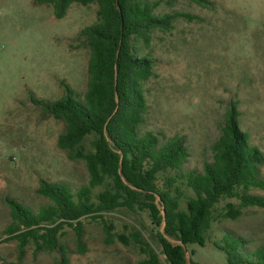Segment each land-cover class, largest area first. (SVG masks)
Wrapping results in <instances>:
<instances>
[{
	"label": "rangeland",
	"instance_id": "374dc122",
	"mask_svg": "<svg viewBox=\"0 0 264 264\" xmlns=\"http://www.w3.org/2000/svg\"><path fill=\"white\" fill-rule=\"evenodd\" d=\"M34 1L0 0V264H58L61 256L59 250L36 252L29 244L20 260L18 241L2 242L12 223L7 199L38 212L50 204L38 193L41 180L67 184L74 194L89 182L86 164L70 160L58 147L64 122L43 115L30 93L56 101L68 96L67 84L74 96L84 98L89 49L77 36L98 22V6L74 4L59 20L52 8ZM210 1L214 6L163 0L156 14L179 12L197 18H178L169 32L155 30L139 54L149 55L154 63L153 76L144 86V130L162 141L185 137L189 158L184 172L201 171L212 161V146L232 104L238 107L241 128L251 144L264 152V0ZM251 193L264 196L263 190ZM104 217L117 234L129 235L136 225L126 210ZM143 222L151 230L146 215ZM83 223L85 252L78 250L74 228L66 226L60 239L70 264H138L146 258L134 245L108 244L101 222L86 218ZM226 233L247 241L244 252L254 251L264 243V209H243L237 220L216 222L210 244L194 247V262L227 264L212 244L222 242ZM143 234L152 243L149 234ZM152 245L161 264H170ZM186 258L193 264L188 250Z\"/></svg>",
	"mask_w": 264,
	"mask_h": 264
},
{
	"label": "trees",
	"instance_id": "16d2710c",
	"mask_svg": "<svg viewBox=\"0 0 264 264\" xmlns=\"http://www.w3.org/2000/svg\"><path fill=\"white\" fill-rule=\"evenodd\" d=\"M162 1H34L52 8L59 20L74 4H94L98 6V22L77 36L89 49L84 98L74 96L67 84L68 96L56 101L30 93L31 102L43 115L64 122L58 147L70 160L86 164L89 182L74 194L67 184L41 180L38 193L50 204L38 212L7 199L12 223L2 242L17 240L20 260L33 244L36 252L59 250L58 264H70L60 242L64 229L74 228L78 250L83 253V219L90 218L102 223L108 244L119 241L139 248L146 258L138 264H161L152 243L170 264H188L186 250L193 264H198L193 260L194 247L210 244L216 222L237 220L243 209H264V196L251 193L264 191V178L260 177L264 152L251 144L241 128L236 104L228 109L221 134L212 146V161L205 162L201 171H183L189 158L185 137L162 141L158 134L144 130L148 114L144 86L153 76L154 63L149 55H139L141 45H149L155 30L171 31L178 18H197L179 12L158 15ZM188 1L201 7L214 6L210 0ZM98 188L101 190L95 192ZM119 210H126L136 223L129 235L115 233V226L104 217ZM144 215L151 230L143 222ZM212 244L227 264H264V243L244 252L247 241L226 233L222 242Z\"/></svg>",
	"mask_w": 264,
	"mask_h": 264
}]
</instances>
